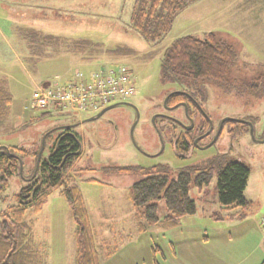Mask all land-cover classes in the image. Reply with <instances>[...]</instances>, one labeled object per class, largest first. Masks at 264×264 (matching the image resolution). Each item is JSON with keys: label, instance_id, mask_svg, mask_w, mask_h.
I'll list each match as a JSON object with an SVG mask.
<instances>
[{"label": "rangeland", "instance_id": "374dc122", "mask_svg": "<svg viewBox=\"0 0 264 264\" xmlns=\"http://www.w3.org/2000/svg\"><path fill=\"white\" fill-rule=\"evenodd\" d=\"M205 1L208 3L198 0L179 13L162 43L152 46L130 26L133 0H42V22L36 20L37 23H24L19 18V12L25 8L24 0H0V78H6L12 95L10 115L0 125V146L17 145L34 149L44 139L45 156L57 136L58 128L73 126L81 142V153L69 173L71 182L79 187L86 204L100 264H153V250L159 264H180L181 261H186L183 264H210L211 256L207 260L196 258L199 251L206 247L197 251L191 244L186 249L181 248V242L199 238L203 233L217 236L228 232L233 238L230 243L232 252L222 258L221 264H259L264 259L248 252L251 240L241 243L238 239V234L245 232L252 220H256L257 237L264 235L259 225L264 212V97L244 90V93L232 91L225 94L211 83L198 82L199 91L195 97L200 103L201 115L208 120L211 128L197 140L205 147L196 146L181 155L170 142L178 129L174 130L163 121L165 130L161 131L159 138L151 122L154 113L162 111L161 104L170 90L190 89L187 84L178 86L162 82V47L184 35L203 37L208 32H215L221 37L230 32L225 25L226 18L219 20L226 15L225 10L219 8L211 12L209 7V3L211 8L220 7L228 0H219L215 7L213 0ZM229 12L241 14V6H232ZM37 18H40L39 14ZM22 26L62 37L67 41L66 45L73 40L85 39L100 44L103 50L118 45L127 46L136 55L113 58L102 52L87 60L81 54L63 51L62 44H58L51 45L49 49L60 52L53 51L48 57L30 60L20 39L19 27ZM233 37L238 38V35L233 34ZM235 41L239 55L229 70L228 79L233 84H250L254 82L253 77L264 74V63H244L242 40ZM154 50L158 52L147 58L146 55ZM85 57L88 58L87 55ZM116 61L124 62L133 72L136 91L123 101L135 105L138 118L131 107L123 104L111 107L91 120L86 119L99 111L75 112L47 107L46 114L33 118L39 116L40 110L30 107V99L34 89L42 82L51 79L63 82L77 69L88 74L101 65ZM169 114L189 124L180 107L173 108ZM224 118H249L253 121V131L233 135L230 132L232 125L228 123H222L218 131ZM198 120L199 116L195 114L194 123ZM49 130H52L49 136L44 138ZM216 159L222 166L229 161H240L249 169L243 194L251 204L242 210L244 218L229 220L228 215L240 209L221 208L214 173L202 193L194 186L190 187L189 196L195 201L196 212L183 216L177 227L162 229L155 224H145L143 230H138L127 196L134 182L157 173L173 179L181 170ZM30 161L31 158H26L27 163ZM121 167H131L132 170H118ZM24 173H28L25 166ZM191 175L194 178L195 172ZM23 179L20 175L9 177L8 186L0 193V210L17 204L15 196L25 183ZM60 189L56 187L48 192L39 211L34 212L31 206L24 211L26 221L32 223L34 239L47 264H73L74 222ZM166 213L163 200H159L158 218H163ZM261 244V250H264V242ZM173 249L178 253L176 257L172 254Z\"/></svg>", "mask_w": 264, "mask_h": 264}, {"label": "trees", "instance_id": "16d2710c", "mask_svg": "<svg viewBox=\"0 0 264 264\" xmlns=\"http://www.w3.org/2000/svg\"><path fill=\"white\" fill-rule=\"evenodd\" d=\"M197 1L133 0L129 16L130 26L152 46L161 44L165 35L171 30L176 16ZM20 34L26 42L30 60L48 57L53 51L60 52L49 49L51 45L58 46V44H62L63 51L81 54L87 60L102 52L113 58L126 54L136 55V52L127 46L118 45L113 49L103 50L100 44L85 39L73 40L70 45H66L67 41L62 37L43 34L33 29H23ZM161 51L162 82L166 85L178 86L187 84L194 95V100L186 103L188 114L192 118L195 114L199 116L198 125L185 132L190 140L195 134L209 127L208 120L201 115L200 103L195 97L199 91L198 82L211 83L225 94L232 91L244 93V90L252 95L264 97V74L253 77L254 82L250 84H233L229 81V70L237 60L236 51L230 43L217 38L212 32L203 37L196 35L177 37L168 46L162 47ZM157 52L154 50L146 57L149 58L151 54ZM182 98H184L182 93L172 92L167 97L166 103H173ZM11 100L12 95L7 80L2 77L0 78V125H3L10 115ZM54 108L61 109L57 106ZM47 112L48 109H40L39 116L33 118H39ZM247 121L253 123L249 118ZM223 123L232 125L230 132L233 135H240L249 130V125L244 122L227 119ZM156 124L160 126L158 120ZM58 129L57 136L45 156L43 147L36 170V159L41 142L34 149L17 145L0 146V193L8 186V179L12 175L22 176L25 182L15 196L17 204L7 205L0 210V264H47L45 255L34 239L32 223L26 221L24 211L27 206H31L34 212L39 211L48 192L56 187L61 188L60 193L66 200L74 222L73 264H100L86 204L79 187L71 182L72 177L69 173L81 153V142L73 126H62ZM51 131H47L44 138L49 136ZM170 142L178 155L190 152L189 146L180 143L179 140L172 139ZM26 158H31V161L27 163ZM24 166L28 173H24ZM118 170H132V168L121 167ZM192 172H195L194 178ZM214 173L216 174L215 190L221 208L224 210L239 208V211L232 212L228 216L231 219L242 218L244 216L242 210L247 209L251 204L243 194L249 169L240 161H229L222 166L220 160L216 159L189 170H181L173 179L157 173L134 182L129 187L127 196L133 210L132 219L138 230H143L145 224H155L162 229L177 227L183 216L196 212L195 201L189 196L190 187L194 186L199 193H202ZM159 200H163L167 212L161 219L157 215ZM155 255L153 250L152 262L159 264ZM259 264H264V259Z\"/></svg>", "mask_w": 264, "mask_h": 264}, {"label": "crops", "instance_id": "0c3cea01", "mask_svg": "<svg viewBox=\"0 0 264 264\" xmlns=\"http://www.w3.org/2000/svg\"><path fill=\"white\" fill-rule=\"evenodd\" d=\"M202 1H203L202 3H208L205 0ZM218 1L219 0H213V7H215ZM232 6H237V7L241 6V14L238 15L231 14L229 12V9H231ZM24 7L25 10L22 9L21 12H19V18H21V20L24 23H29L31 21L37 23L36 20H40V22H42V14H41L42 0H24ZM209 7L211 12L214 9H219V8H223V10H225L226 12V15L222 16L219 20H224L226 18L225 25L229 28L230 32L228 33L225 32L219 38L230 43L235 49L237 56L239 55V50L236 47L238 43L235 40L238 41L242 40L241 54L244 63L246 64H252V62L264 63V0H228L225 5H222L220 7L211 8L210 3H209ZM38 14L40 15L39 19L37 18ZM19 29L26 30L33 28L22 26L19 27ZM212 33L218 38L215 32ZM233 34L238 35V38H234ZM20 39L24 42V47L27 50L26 42L21 36ZM18 44H20V42ZM234 219L229 218V220L231 221ZM259 225H260V220H259ZM256 233H257L256 220H252L247 230L243 233L240 232L238 234L239 236L238 239L241 243L242 242L246 243L249 240H251V244L248 246V252L250 251V254L252 255L255 254L256 258H261L262 256L264 258V250H261V246H262L261 243L264 242V240L262 239L264 238V235L263 237L260 238L257 237ZM232 241L233 238L230 232L226 234L219 233L217 236L207 235V233H203L199 238H194V239L192 238L191 240H183L181 242V248L188 249V247H190V245L193 244L195 250L199 251L201 247H206L203 250L199 251V254L196 258H199L200 260H207V257L211 256L209 262L210 264H221L223 263L222 258L224 256H228L229 252H232V247L230 246V243ZM189 253L191 255L190 250ZM172 254L174 257L178 255L177 251L174 249L172 251ZM185 262L186 261H181L179 263L183 264Z\"/></svg>", "mask_w": 264, "mask_h": 264}, {"label": "built area", "instance_id": "2783aa9c", "mask_svg": "<svg viewBox=\"0 0 264 264\" xmlns=\"http://www.w3.org/2000/svg\"><path fill=\"white\" fill-rule=\"evenodd\" d=\"M44 82L34 89L31 108L40 110L57 106L75 112H95L113 101L126 99L136 91L132 70L119 61L101 65L88 74L77 69L63 82L58 79ZM260 227L264 232V212Z\"/></svg>", "mask_w": 264, "mask_h": 264}, {"label": "flooded vegetation", "instance_id": "af4514ba", "mask_svg": "<svg viewBox=\"0 0 264 264\" xmlns=\"http://www.w3.org/2000/svg\"><path fill=\"white\" fill-rule=\"evenodd\" d=\"M172 92H177V93H182V96L185 98L182 99H178L177 101L173 102V103H166L167 102V97L169 96L170 93ZM190 100H194V95L193 92L190 89H174V90H170L166 95H165V103L163 100V103L161 104L162 106V111H156L154 113V116H152L151 118V122L155 128V130L159 133V138H160V133L161 131L165 130V127L163 125H165L163 123V121L167 122V124H170L169 126H172V128L174 130H176V128L178 129V133H176V135L173 137V140H179L180 143H183L184 145H187V147L189 146L190 151L192 149H194L196 146L199 148H203L205 146H202L199 144V142H194L195 139H200L201 137H203V135L208 132L210 126L207 129H204L200 132H198L197 134H195V136L190 140L189 137L185 134V132L188 130L186 127L190 124V119L192 120V127H195L198 125V123H194L193 118L188 114L187 110V106L186 103L189 102ZM129 103V102H128ZM131 104V103H129ZM127 105L129 107H131L134 111L137 110V108L135 107L134 104L131 105ZM180 107L182 109V113L183 116L186 117L189 121V124H186L184 122H182L181 120H179L178 118L172 116L169 114V111L172 110L173 108H178ZM186 107V109H185ZM157 120L159 121V125L158 126L156 124ZM163 123V124H162ZM190 130V129H189ZM182 131V132H181Z\"/></svg>", "mask_w": 264, "mask_h": 264}, {"label": "water", "instance_id": "95a60500", "mask_svg": "<svg viewBox=\"0 0 264 264\" xmlns=\"http://www.w3.org/2000/svg\"><path fill=\"white\" fill-rule=\"evenodd\" d=\"M164 103H165V99H164ZM121 104L128 105L129 103L128 102H125V101H117V102H114L112 104H108V105L104 106L103 108H101L98 113H96L95 115H93L90 118H87L86 120L95 119V118L99 117L100 115H102L107 109H109L111 107H114V106H117V105H121ZM129 105H131V104H129ZM185 109H186V107H185ZM135 112H136V118H138V110H136ZM227 119H232V120H235V121L247 123L249 125V131H250V133H252V131H253V125H252V123L250 121L240 120V119H234V118H224L222 120L221 124H220V127H219L218 131L221 129L222 123L225 120H227ZM186 128L188 130L192 128V120L191 119H190V124ZM210 128H211V124H210ZM206 134H207V132L204 135H206ZM196 141H197V139L194 140V142H196ZM43 147H44V139H42L41 147H40V150H39L38 155H37L36 168H35V170L37 169V166H38V163H39V160H40V155H41V152L43 150ZM6 150H7V148H6ZM21 170H22V164H21V161H20V167H19L20 174H21Z\"/></svg>", "mask_w": 264, "mask_h": 264}]
</instances>
